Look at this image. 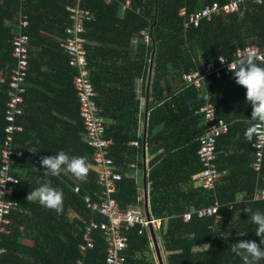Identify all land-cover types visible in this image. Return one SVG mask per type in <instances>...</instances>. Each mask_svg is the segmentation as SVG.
<instances>
[{
  "label": "trees",
  "instance_id": "trees-1",
  "mask_svg": "<svg viewBox=\"0 0 264 264\" xmlns=\"http://www.w3.org/2000/svg\"><path fill=\"white\" fill-rule=\"evenodd\" d=\"M213 1L228 0H80L93 14V19L85 22L83 33L88 68L95 102L104 117L105 136L114 141L109 152L122 179L113 197L123 210L137 203L138 184L133 173L135 167L142 168L137 155L140 148L130 144L134 139L139 142L135 79L145 77L150 62L153 64L151 102L146 97L145 104L151 108L147 145L149 151L161 152L154 156L148 171L149 204L151 214L162 220L158 233L166 264H243L230 251L231 246L241 240L260 243L249 215L243 212L251 207L264 213V201L253 200L256 186L264 187V157L260 174H256L251 167L255 136L251 142L244 138L252 112L246 89L235 83L233 74L221 78L212 74L200 88L186 84L181 76L201 64L217 65L220 57L231 60L240 48L255 45L264 51V0H244L237 14L216 15L210 21L201 20L197 27H183V19L178 16L182 6L189 14ZM68 3L70 0H0V146L4 138L6 81L14 63L10 45L19 8L30 22L24 28L30 36V65L19 118L22 130L14 135L21 155L12 167L17 182L12 195L6 197L23 213H11L9 232H0V247L5 249L0 264H74L81 256L78 244L82 221L91 216L84 197L95 201L100 192L91 168L82 182L66 173L45 176L40 165L41 157L61 150L70 157H86L88 163L92 157L84 141L80 105L72 84L75 72L68 66V55L61 46L64 28L70 22ZM142 31L150 36L147 43ZM46 64L50 70L43 69ZM171 81L176 83L173 91ZM207 98L215 105L216 115L228 123V131L218 138L216 146L217 166L225 173L211 190L194 186L189 180L201 168L196 137L204 127L202 114L194 111ZM46 183L63 192L59 214L26 199L31 190ZM238 193L243 194L240 201ZM216 201L220 204L217 216H193L183 221L184 213ZM127 235V264H156L146 258L151 253L147 235H139L138 229ZM94 238V247L86 251L84 264H104L101 232L95 231ZM27 239L30 244H25Z\"/></svg>",
  "mask_w": 264,
  "mask_h": 264
},
{
  "label": "built area",
  "instance_id": "built-area-1",
  "mask_svg": "<svg viewBox=\"0 0 264 264\" xmlns=\"http://www.w3.org/2000/svg\"><path fill=\"white\" fill-rule=\"evenodd\" d=\"M22 1V0H19ZM244 0H228L225 3L213 1L203 4L197 11L187 13L184 6L179 9L178 16L183 19V27H197L201 20L210 21L216 15L235 14L240 12L241 4ZM258 3L262 0H255ZM128 4V1H127ZM69 17V24L64 28V37L61 46L68 55L67 63L75 73L72 84L78 96L79 116L82 119L84 128V141L92 150L90 168L94 170L96 182L100 187L97 200L93 201L89 196L84 197L86 209L91 213L88 221L83 220L84 228L78 249L81 254L74 264H84L85 253L94 247V232L100 231L104 242V264H127V250L129 248V237L127 233L138 229L139 235L146 234L152 245L151 231H159L162 220L154 217L150 208L140 197L134 207L123 210L117 199L113 196L117 193L118 182L122 179V174L114 166L113 158L110 156V148L114 144L111 137L105 136L104 117L100 113L95 102V90L90 79L88 68L87 39L83 35L85 32V22L93 19L90 9L83 7L80 0H70L66 5ZM16 20V32L11 38L10 55L14 59L13 66L10 68L6 81L7 91L3 110V135L0 146V232H9L11 224V213H23L19 205L6 199L12 195L13 184L17 182V177L12 173L14 159L21 155V150L14 144V135L22 130L19 118L22 115L23 96L27 91L25 81L29 72L30 59V36L24 32L30 22L28 15L18 9ZM144 40L148 42L150 36L146 31L141 32ZM241 49V48H240ZM245 49L254 51L259 59L257 63L264 64V51L257 46L250 45ZM237 51V50H236ZM236 53V52H235ZM234 53V58L236 59ZM227 63L226 60L220 57ZM218 58L215 63L208 62L199 67L190 69L182 73V80L195 88H200L204 79L214 74L215 77L229 76L227 64L222 63ZM3 82V78H0ZM194 113L202 114L203 130L196 137V157L201 166L200 170L193 175L194 181L203 189L211 190L215 187V182L225 173L219 170L216 162L218 138L228 131V123L216 115V107L208 98L200 105ZM131 144L138 146L137 140H132ZM255 145V146H254ZM253 161L251 167L260 174V168L264 157V135L255 136L252 142ZM78 192V187H74ZM240 197L238 200H242ZM254 201H264V187L256 186L253 195ZM220 204L216 201L211 206L203 207L198 210H191L183 214L184 222H188L193 216L197 218L213 217L218 215ZM96 216H101L103 221H97ZM5 252L0 247V254Z\"/></svg>",
  "mask_w": 264,
  "mask_h": 264
},
{
  "label": "clouds",
  "instance_id": "clouds-1",
  "mask_svg": "<svg viewBox=\"0 0 264 264\" xmlns=\"http://www.w3.org/2000/svg\"><path fill=\"white\" fill-rule=\"evenodd\" d=\"M235 56L236 59L231 60V63H227L228 61L222 58L220 60L227 64V70L233 74L235 83L246 89V100L252 106V112L244 138L251 142L254 136L264 135V67L257 63L259 57L251 49H237ZM29 150L37 154L32 147H29ZM40 165L44 169L45 176L59 177L62 173H66L82 182L86 181L90 170L86 157H70L63 150L51 156L41 157ZM26 199L28 203L37 202L58 214L63 210L62 190L49 183L31 190ZM243 212L249 215L251 223L255 226V234L260 237V243L241 240L233 244L230 251L239 256L243 264H259L264 260V249L261 248L264 244V213L259 210L253 211L251 207H246ZM240 235L243 236V234Z\"/></svg>",
  "mask_w": 264,
  "mask_h": 264
},
{
  "label": "crops",
  "instance_id": "crops-1",
  "mask_svg": "<svg viewBox=\"0 0 264 264\" xmlns=\"http://www.w3.org/2000/svg\"><path fill=\"white\" fill-rule=\"evenodd\" d=\"M32 58H33V56H32ZM46 60H49V59L46 58ZM151 63L148 66V71H147L146 76L145 77L139 76L135 79L136 97L139 100V108H140V111L138 114V128H137V136L139 137V145L138 146L133 145L132 147L134 149L140 148L139 149L140 152L137 155H138V160L142 164V168L137 169L135 167V163L131 164V167H135L133 174H134L136 182L138 184V197L143 199V201H145V204L147 203V206L149 208H150V204H149V202H150V181H148V171L152 166L151 162H152L154 156L157 153L161 152V149H159L158 151H155V152H153L152 150L149 151L148 150L149 147L147 145V143H148L147 142V135H148L147 124H148V117H149V114L151 112V108L146 107L145 104H146V97H148V102H151L150 86L152 83V73H153V64H152V69L150 70ZM43 69L44 70H46V69L50 70V68L47 67V64L44 65ZM175 85H176V83H173L171 81V84H170V90L171 91L174 90ZM134 140H137V139H134ZM130 144H131V142H130ZM153 147H155V144H153ZM224 148H225V146H223L222 149H224ZM196 173L197 172L191 174L190 179H189L190 182L191 181L193 182L194 186H198V184L193 179V175ZM240 197L243 198L242 193H238L237 200ZM70 215L72 217H74L75 213L72 211ZM24 242H25V244H27V243L30 244V240H28V239L25 240ZM164 259H165V257H164ZM162 262L164 263L163 260H162ZM165 264H166V261H165Z\"/></svg>",
  "mask_w": 264,
  "mask_h": 264
},
{
  "label": "rangeland",
  "instance_id": "rangeland-1",
  "mask_svg": "<svg viewBox=\"0 0 264 264\" xmlns=\"http://www.w3.org/2000/svg\"><path fill=\"white\" fill-rule=\"evenodd\" d=\"M243 2H244V1H243ZM155 237H156V239H157V246H158V249H159V254H160L162 260L164 261L163 264H165V259H164V257H165L166 252L163 250L162 243H161V241L159 240V239H160V235H159L158 231L155 232ZM151 243H152V245L150 246V248H151V253H150V254H149V253L146 254V258H148V259L152 258V260L155 261L156 264H160V261H159V259H158V256H157V254H156V251H155V248H154V245H153V242H151Z\"/></svg>",
  "mask_w": 264,
  "mask_h": 264
},
{
  "label": "water",
  "instance_id": "water-1",
  "mask_svg": "<svg viewBox=\"0 0 264 264\" xmlns=\"http://www.w3.org/2000/svg\"><path fill=\"white\" fill-rule=\"evenodd\" d=\"M151 63V62H150ZM152 69V63H151V65H150V70ZM151 240H152V242H153V245H154V248H155V251H156V254H157V256H158V259H159V261H160V264H163V262H162V258H161V256H160V254H159V249H158V246H157V239H156V237H155V233L153 232V231H151Z\"/></svg>",
  "mask_w": 264,
  "mask_h": 264
}]
</instances>
